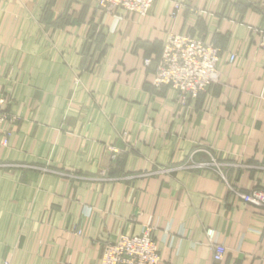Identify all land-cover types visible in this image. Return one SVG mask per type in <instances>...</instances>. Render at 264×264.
Here are the masks:
<instances>
[{"label":"crops","instance_id":"1","mask_svg":"<svg viewBox=\"0 0 264 264\" xmlns=\"http://www.w3.org/2000/svg\"><path fill=\"white\" fill-rule=\"evenodd\" d=\"M93 8L0 0V98L18 119L0 129V264H99L108 241L147 227L159 264H214L206 229L227 250L217 264H264V207L217 172L264 192V0ZM169 32L222 51L220 82L188 106L152 87Z\"/></svg>","mask_w":264,"mask_h":264},{"label":"built area","instance_id":"2","mask_svg":"<svg viewBox=\"0 0 264 264\" xmlns=\"http://www.w3.org/2000/svg\"><path fill=\"white\" fill-rule=\"evenodd\" d=\"M96 11L101 16H109L117 12L146 16L156 0H92ZM181 4L174 3L172 17L180 11ZM260 45L264 47V35ZM222 58L220 48L212 46L189 34L169 32L163 45L161 56L154 68L152 86L154 88L169 87L177 93V100L182 105L195 100L210 86L220 82L221 72L218 64ZM235 60L231 54L228 62ZM147 63V62H146ZM7 101L0 98V129L8 123L14 122L16 117L4 111ZM7 143V140H6ZM115 151L114 149H112ZM219 164L214 159L210 163H198L195 167H213ZM169 170L158 169V173H167ZM220 179L228 190L245 204L255 207H264V192L252 190L241 192L232 187L226 176L217 171ZM205 236L212 250V261L220 263L226 256V248L216 240L213 229H206ZM160 254L151 235V229L146 228L140 236L121 234L117 239L107 242L103 247L100 264H159Z\"/></svg>","mask_w":264,"mask_h":264},{"label":"rangeland","instance_id":"3","mask_svg":"<svg viewBox=\"0 0 264 264\" xmlns=\"http://www.w3.org/2000/svg\"><path fill=\"white\" fill-rule=\"evenodd\" d=\"M93 2V1H92ZM94 4V3H93ZM174 5V4H173ZM94 13L95 14H98L100 17H103V16H101L97 11H96V9H95V4H94ZM106 17V16H105ZM218 48V47H217ZM163 50V49H162ZM162 53V52H161ZM160 56H161V54H160ZM160 56H159V58H160ZM159 58H158V60H159ZM157 60V61H158ZM157 61L155 62V64L157 63ZM145 62H149L150 63V61L149 60H146ZM154 64V65H155ZM155 68V67H154ZM154 77V76H153ZM153 87V86H152ZM166 87V86H165ZM154 88V87H153ZM161 88H163V87H161ZM167 88H169V87H167ZM209 88H211V86L209 87ZM208 88V89H209ZM155 89H159V88H155ZM170 89V88H169ZM208 91V90H207ZM175 92V91H174ZM176 93V92H175ZM177 94V93H176ZM202 94V93H201ZM200 95V94H199ZM199 95H198V97H199ZM197 97V98H198ZM196 98V99H197ZM195 99V100H196ZM194 100V101H195ZM191 101H193V100H190V101H188V103L186 104V105H183V106H188V105H190V102ZM178 104H180V105H182L181 103H179V101H178ZM6 112V111H5ZM7 113V112H6ZM9 114V113H8ZM12 116V115H11ZM14 117H16V116H14ZM17 117H16V120L14 121V122H8L7 124H10V125H14L16 122H17ZM11 135V133L10 132H5L4 134H3V138H2V145L3 146H6L7 144H8V138H9V136ZM6 140H7V143H6ZM112 149H114V148H110L109 150H110V152H112V158H115V153H117V150L116 149H114L115 151H113ZM201 151H203V150H201ZM171 167H159V166H156L155 167V170L153 171V172H150V173H154V174H166V173H158L157 171H158V169H166V170H171L170 169ZM168 171V172H169ZM167 172V173H168ZM150 173H145V174H143V175H147V174H150ZM147 228H150V227H147ZM151 229V235H152V228H150ZM145 231V230H144ZM121 234H127V233H120L117 237H115V239H117ZM128 235H130V236H140V235H131V234H128ZM142 235V234H141ZM115 239H113V240H111V241H114ZM111 241H108V242H111ZM154 242H155V244H156V241L154 240ZM157 245V244H156ZM159 250V249H158ZM103 252V251H102ZM159 254H160V251H159ZM102 256V255H101ZM101 260V259H100ZM160 261H161V257H160ZM160 263V262H159ZM4 264H9V262H4ZM99 264H100V262H99Z\"/></svg>","mask_w":264,"mask_h":264}]
</instances>
